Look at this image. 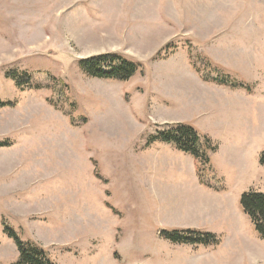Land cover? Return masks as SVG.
Segmentation results:
<instances>
[{"label": "rangeland", "instance_id": "obj_1", "mask_svg": "<svg viewBox=\"0 0 264 264\" xmlns=\"http://www.w3.org/2000/svg\"><path fill=\"white\" fill-rule=\"evenodd\" d=\"M108 53L140 70L79 65ZM0 99V263L19 258L8 226L58 264H264L240 205L264 192V0H0ZM181 123L211 137L209 163L147 145Z\"/></svg>", "mask_w": 264, "mask_h": 264}, {"label": "trees", "instance_id": "obj_2", "mask_svg": "<svg viewBox=\"0 0 264 264\" xmlns=\"http://www.w3.org/2000/svg\"><path fill=\"white\" fill-rule=\"evenodd\" d=\"M79 65L82 70L93 77L121 81L132 78L141 67V63L118 53L81 59ZM9 76L17 81L18 86L31 84V75L27 77V73L22 76V74L14 72ZM24 76L27 78L24 79ZM9 105H13V102H5L0 99V107ZM155 142L173 144L178 150L192 155L203 164L210 162L209 153L216 150L209 135L201 133L196 127L187 123L171 125L152 134L147 145L150 146ZM10 144L9 141H0V147ZM260 163L264 167V152L260 156ZM240 205L253 222L259 236L264 239V192L256 190L244 192L240 197ZM5 232L14 240L19 251L18 260L10 264H58L38 242L22 240L17 232L8 226L5 227ZM160 236L174 244L213 246L221 242L220 236L214 232L192 228H163L160 230Z\"/></svg>", "mask_w": 264, "mask_h": 264}]
</instances>
